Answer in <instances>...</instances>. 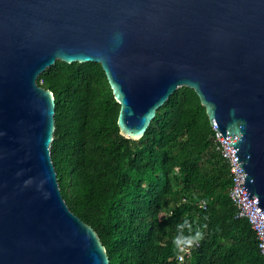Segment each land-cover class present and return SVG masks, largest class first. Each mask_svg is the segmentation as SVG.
<instances>
[{
    "label": "water",
    "instance_id": "water-1",
    "mask_svg": "<svg viewBox=\"0 0 264 264\" xmlns=\"http://www.w3.org/2000/svg\"><path fill=\"white\" fill-rule=\"evenodd\" d=\"M101 65L125 138L192 88L264 211V0H0V264H109L50 157L56 60Z\"/></svg>",
    "mask_w": 264,
    "mask_h": 264
},
{
    "label": "trees",
    "instance_id": "trees-1",
    "mask_svg": "<svg viewBox=\"0 0 264 264\" xmlns=\"http://www.w3.org/2000/svg\"><path fill=\"white\" fill-rule=\"evenodd\" d=\"M36 81L54 96L50 157L61 195L109 264H264L248 220L235 217L229 168L192 88L177 87L132 140L119 133L99 63L57 59ZM184 243L198 245L177 263Z\"/></svg>",
    "mask_w": 264,
    "mask_h": 264
},
{
    "label": "built area",
    "instance_id": "built-area-1",
    "mask_svg": "<svg viewBox=\"0 0 264 264\" xmlns=\"http://www.w3.org/2000/svg\"><path fill=\"white\" fill-rule=\"evenodd\" d=\"M211 128L214 132L212 141L218 152L221 154L224 162L227 164L232 178V184L228 189V196L236 207L235 217L246 218L248 220L252 230L254 231L259 252L264 256V211L258 207L255 201L246 195L237 166L229 150L213 128L212 124ZM199 205L201 208H205L203 201L200 202ZM197 245L198 243L181 244L179 246L178 254L176 255V262L183 263L187 261L191 257L193 249Z\"/></svg>",
    "mask_w": 264,
    "mask_h": 264
},
{
    "label": "clouds",
    "instance_id": "clouds-1",
    "mask_svg": "<svg viewBox=\"0 0 264 264\" xmlns=\"http://www.w3.org/2000/svg\"><path fill=\"white\" fill-rule=\"evenodd\" d=\"M200 236V233L199 232H197L196 233V236L195 237H193V239H195V238H198Z\"/></svg>",
    "mask_w": 264,
    "mask_h": 264
}]
</instances>
